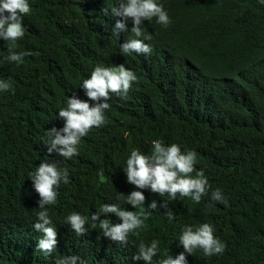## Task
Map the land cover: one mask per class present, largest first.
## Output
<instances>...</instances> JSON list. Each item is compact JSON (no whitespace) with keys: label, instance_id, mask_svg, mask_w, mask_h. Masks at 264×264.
I'll use <instances>...</instances> for the list:
<instances>
[{"label":"trees","instance_id":"1","mask_svg":"<svg viewBox=\"0 0 264 264\" xmlns=\"http://www.w3.org/2000/svg\"><path fill=\"white\" fill-rule=\"evenodd\" d=\"M29 2L27 30L15 48L29 54L19 66L2 59L9 44L0 40V78L12 84L0 93V264H54L71 254L82 264H146L132 257L141 241L157 239L156 264L168 251L173 258L183 251L177 248L183 225L199 223L214 226L225 252L205 257L197 248L186 254L188 264H264V6L257 0H161L171 23L145 20L151 52L127 55L120 44L129 33L112 32L120 17L110 9L119 0ZM96 64H125L137 80L126 99L111 94L105 124L82 138L78 155L48 154L47 130L63 126L57 112L69 96L86 99L79 85ZM157 138L198 153L194 168L204 170L209 191L197 204L179 194L170 200L141 190L145 207L157 200L158 211L144 208L145 224L121 245L91 226V214L102 203L141 212L122 198L134 189L126 182L124 161L134 147L149 154ZM52 159L68 169L69 182H61L57 203L47 206L58 242L44 256L36 251L38 194L29 173ZM216 188L226 204L210 201ZM160 201L177 214L172 223ZM72 211L89 216L83 235L64 224Z\"/></svg>","mask_w":264,"mask_h":264},{"label":"clouds","instance_id":"2","mask_svg":"<svg viewBox=\"0 0 264 264\" xmlns=\"http://www.w3.org/2000/svg\"><path fill=\"white\" fill-rule=\"evenodd\" d=\"M264 6V0H257ZM31 10L29 0H0V40L9 44L8 55L3 60L15 62L19 66L23 58L29 53L15 51L17 41L24 37L26 27L23 26L25 14ZM101 11L106 14L109 9ZM116 20L112 32L129 33L124 43L120 44V51L127 55L133 53L147 55L151 47L145 41L152 39V34L145 29L144 21L155 22L167 27L170 17L161 0H119L118 6L110 9ZM129 21L131 27H128ZM137 75L125 64L104 66L96 64L90 74L80 82L79 89L83 91L86 99L80 98L75 93L66 99V106L60 107L57 119H62L63 126L52 127L47 130L48 139L46 148L48 154H55L62 158L71 159L78 155V145L83 137L93 127H101L105 124L106 110L111 105V94H116L121 99H126ZM12 89L11 79L0 78V93H6ZM127 135V133H125ZM151 151L145 154L139 148H132L124 161L123 173L126 182L134 189L128 194H123L124 203L132 209H141L140 213L121 207L118 203H102L99 211L92 212L90 220L93 228H99L104 237L121 245H126L129 234L138 235L136 230L141 229L145 220L141 218L144 208L158 211V201L151 200L145 207L146 197L141 190L163 196L167 194L170 200L179 197H188L193 202L199 203L209 191V180L202 169H195L198 153L195 150L184 148L177 143L165 144L160 139L151 140ZM194 173V175H193ZM100 181H105L103 171H98ZM32 189L38 194L37 211H35V223L32 228L40 234L36 243V251L44 256H51L57 245V227L49 215V208L57 203L58 189L61 182H69V171L58 165L55 159L42 161L35 170L29 173ZM211 202L226 204L227 201L220 188L211 191ZM168 202L160 201L159 207L165 208L162 214L169 223H172L177 214L167 208ZM213 205L209 203V207ZM108 214L118 218V222L112 221ZM104 218H101V217ZM64 224L70 226L75 234L83 235L87 229L89 216L82 215L78 211H72L64 216ZM214 226L210 223L194 225L185 224L178 235L177 248L182 247L175 258L167 252L166 258L158 259L156 264H188L187 255H192L193 250L199 248L205 257L221 255L225 252L226 244L218 236L214 235ZM160 252L159 240L152 239L145 243L141 241L133 260H142L146 264H152L153 258ZM54 264H82L81 258L75 254L61 255L56 258Z\"/></svg>","mask_w":264,"mask_h":264}]
</instances>
